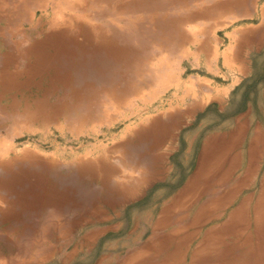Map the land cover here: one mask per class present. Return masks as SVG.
<instances>
[{
	"label": "rangeland",
	"instance_id": "1",
	"mask_svg": "<svg viewBox=\"0 0 264 264\" xmlns=\"http://www.w3.org/2000/svg\"><path fill=\"white\" fill-rule=\"evenodd\" d=\"M184 1L162 2L152 23L103 3L78 10L85 0H25L23 12L19 0H0V197L16 226L0 242L2 257L36 241L49 254L41 264H264V147L255 172L236 169L228 188L236 193L206 192L211 179L181 192L202 136L247 105L257 112L264 0ZM59 16L101 27L125 57L100 76L59 80L32 58L10 61L16 44L37 40L47 50L40 45L61 31L51 27ZM24 66L30 76L18 72ZM199 77L239 82L226 110L189 112ZM178 81L196 89H176ZM50 222L59 229L43 237L41 224Z\"/></svg>",
	"mask_w": 264,
	"mask_h": 264
},
{
	"label": "bare ground",
	"instance_id": "2",
	"mask_svg": "<svg viewBox=\"0 0 264 264\" xmlns=\"http://www.w3.org/2000/svg\"><path fill=\"white\" fill-rule=\"evenodd\" d=\"M164 1L167 4L166 9L173 6L174 4L185 2L184 0H85V5L77 4V7H75L78 10L86 12L88 10H95L96 7H100L102 3L108 4V6H111L113 8L111 9V12H114L116 16L124 13H128L130 15L136 13L138 21L143 20L142 16H146L152 23H154L156 17L155 15L157 12L163 9L162 2ZM19 2L20 6L18 9L20 10V12L25 11L27 9V6L29 5L25 2V0H19ZM2 9L3 8H1V10ZM57 19L58 21L56 20V25L53 24L51 25V27L56 26L55 28H57L58 25L59 28H62L61 31L59 32V34L48 35L46 40H44L45 43L40 45L42 47H45L47 50L42 51L41 49L36 48L35 44L37 40L36 42L34 41L33 44L29 46V48L26 47L22 50L20 48L22 44H16L15 46L17 48V51L19 52V55L17 54V59L14 58L13 55L9 56L8 58L10 59V61L15 63L17 66V61H26L28 58H32L34 60H37L39 64H42L44 66V69H48L47 71L53 74L54 80H59L60 78L74 79L73 75H79L82 78H84V76H91L93 78L100 76L104 72L103 68H106L108 70L111 66H113V64H115V58L125 57L126 53L115 48V45L111 40L112 37L110 38L107 32H105L96 24L89 23L88 20H86L82 16H66V19L59 16ZM53 20L54 19H52V21ZM131 27L136 26L131 25ZM49 29L51 30V28ZM79 37H82L83 39L80 40L79 43H77L76 40H78ZM28 69L27 66H24L23 69L18 72L30 76V72L28 71ZM50 82L52 83L53 80H50ZM6 202L7 200L4 197H0V205L5 203V207H7H4L3 210L2 208H0V242L3 240V236L13 233L14 230H16L15 224L10 222L9 215L7 213L9 207L12 204L11 202ZM52 228L53 222L41 224V235L43 237L53 236L52 232L54 231V229L58 230L59 228L57 226L54 229ZM44 247V244L37 243L36 241H27L24 245H19L13 250H10L8 252L9 255L6 256V258L0 255V264H41L46 258H48L49 255L48 253H46ZM1 249H3V247L0 245V253H4L1 251Z\"/></svg>",
	"mask_w": 264,
	"mask_h": 264
},
{
	"label": "crops",
	"instance_id": "3",
	"mask_svg": "<svg viewBox=\"0 0 264 264\" xmlns=\"http://www.w3.org/2000/svg\"><path fill=\"white\" fill-rule=\"evenodd\" d=\"M206 16H209L206 12H199V17L203 18ZM200 50L203 51V48ZM238 85L239 82H236L221 87L216 85L213 80L199 77V102L194 101L189 112L203 115L209 106L215 104L219 105V112L226 110L225 107L220 109L221 104H225L229 100L231 92ZM176 89L192 91L196 88L192 84L186 85L178 81ZM262 95V100L258 103L256 112L260 114L261 118L256 116L253 106L247 105L242 111L227 117L226 122L222 125L220 124L218 130L212 129L202 136L196 160L195 175L181 192H189L188 188L191 187L196 179L199 184L201 180L211 179V183H207V188L210 187L211 189L206 192H210L212 195L225 194L227 196L228 194L236 193L228 190L230 184L233 183L231 180L235 177L236 169H240L244 163L245 166L243 168L245 170L252 173L256 171L257 158L262 152L261 148L264 147V139L257 136V132L264 131V87H262ZM198 104L199 106H197ZM180 114H176L175 117L181 118ZM245 161L247 162L245 163ZM254 162L256 163L253 164ZM134 169L135 167L133 168V173H135ZM134 180L135 178L132 174L130 182ZM220 188H225L227 191H221ZM226 196L224 199H226ZM214 199L217 203V199ZM245 213L246 203L243 201L240 210L241 218H245Z\"/></svg>",
	"mask_w": 264,
	"mask_h": 264
}]
</instances>
